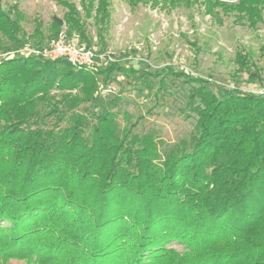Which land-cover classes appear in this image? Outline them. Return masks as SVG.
<instances>
[{
  "label": "trees",
  "instance_id": "16d2710c",
  "mask_svg": "<svg viewBox=\"0 0 264 264\" xmlns=\"http://www.w3.org/2000/svg\"><path fill=\"white\" fill-rule=\"evenodd\" d=\"M53 1L63 17L46 28L33 21L35 44L66 30L92 48L94 28L106 52L112 0H80L82 11ZM122 1L200 5L218 25H264V0ZM27 21L0 0V53H9L0 55V264H264V94L216 93L208 79L171 67L116 59L80 69L24 54L16 50L29 42ZM235 64L250 83L262 79L242 47ZM120 76L118 95L102 101ZM168 76L190 84L179 111L192 127L173 142L120 107L126 92L167 100Z\"/></svg>",
  "mask_w": 264,
  "mask_h": 264
},
{
  "label": "rangeland",
  "instance_id": "374dc122",
  "mask_svg": "<svg viewBox=\"0 0 264 264\" xmlns=\"http://www.w3.org/2000/svg\"><path fill=\"white\" fill-rule=\"evenodd\" d=\"M3 1L11 5L17 4L27 15L28 21L24 26L29 42L17 47L16 51L48 47L56 38L46 37L40 45L35 44V39L32 38L33 21L40 19L45 27L50 24L53 16L63 17L65 10L55 1ZM68 1L75 3L82 11L80 0ZM112 1L114 14L106 35V52H99L101 46L97 44L95 29L90 31L93 37L92 49L97 56L110 55L125 66L150 72L171 67L177 72L208 79L216 93L224 89H242L264 94V25L252 30L237 25L233 18L226 19L224 25H218L204 13V8L200 5L168 11L149 5H139L132 9L122 0ZM193 43L201 49L200 53H197V47ZM239 47L246 50L251 61L260 69L261 80L250 83L248 74L237 72L235 55ZM0 55L6 56L9 53ZM168 81L172 95L162 103L160 101L157 104L153 94L148 91L126 92L122 96L124 100L120 107L130 113L146 115L147 125L149 123L151 127H157L164 140L173 142L177 137L186 135L192 127L190 120L179 111V106L186 101L190 84L185 79L173 76H168ZM122 83L123 77L120 76L117 82L104 90L102 101L107 102L118 95ZM149 110H154V115H149ZM173 247L180 251L183 249L178 243H174Z\"/></svg>",
  "mask_w": 264,
  "mask_h": 264
},
{
  "label": "built area",
  "instance_id": "2783aa9c",
  "mask_svg": "<svg viewBox=\"0 0 264 264\" xmlns=\"http://www.w3.org/2000/svg\"><path fill=\"white\" fill-rule=\"evenodd\" d=\"M19 52L31 54L45 59H67L77 68L105 67L115 59L110 55L97 56L94 49L82 42L79 34L69 35L61 32L58 37L52 40L48 47L44 48H25Z\"/></svg>",
  "mask_w": 264,
  "mask_h": 264
}]
</instances>
